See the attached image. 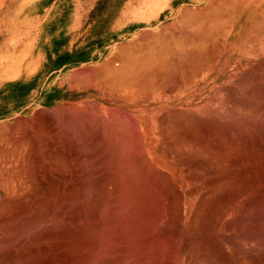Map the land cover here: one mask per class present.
<instances>
[{"label": "bare ground", "instance_id": "1", "mask_svg": "<svg viewBox=\"0 0 264 264\" xmlns=\"http://www.w3.org/2000/svg\"><path fill=\"white\" fill-rule=\"evenodd\" d=\"M232 1L245 4L236 19ZM187 11L176 42L160 38L142 57L119 44L86 68L98 98L126 114L111 120L119 125L105 117L98 132L91 124L109 108L83 113L68 142L24 145L9 181L7 141L23 133L2 123L0 264H264V40L241 39L248 25L264 34V0ZM258 52L261 62L241 69ZM170 66L192 77L170 82ZM148 70L162 78H141ZM242 72L258 78L236 79Z\"/></svg>", "mask_w": 264, "mask_h": 264}, {"label": "rangeland", "instance_id": "2", "mask_svg": "<svg viewBox=\"0 0 264 264\" xmlns=\"http://www.w3.org/2000/svg\"><path fill=\"white\" fill-rule=\"evenodd\" d=\"M41 1L0 0V48L2 46L14 47L20 58L22 60L25 58V64L32 62V67H37L31 76L24 74L20 78V82H14L18 79L16 75H18L19 69L0 67V126L3 130L5 128L3 126L6 124L8 126L6 132L12 131V134L23 133L20 141H7L12 147L7 152L8 164L7 168H3V174L4 177L10 178L9 181L14 180L18 174L20 165L18 159L22 157L21 149L25 147L24 145L31 143L33 145L37 143H57L60 141L68 142L76 128L80 130L79 126L85 127V124H77V120L81 119L82 116L85 117L87 112V115L90 116L91 114L99 113L100 106L103 109L109 108L105 116L95 117L96 121L92 120V122H95L91 124V128L98 129L95 130L98 132L101 130V120H104L105 117L108 118L105 119L106 121L108 120L107 125L109 126L107 127H110L112 122L111 128L115 124L119 125L118 122L111 121L113 119L116 120L117 115H119L117 119L121 117L127 120L126 114L123 116V110L118 108L112 99L103 101L98 98L96 95L98 92L97 86L93 83L87 84L90 79L94 80L95 77L93 78V76L95 73L86 71V68L89 66L98 67L101 63H104L107 57L114 56L115 54L123 25H117L116 20H112V17H114L116 12L120 11L121 4L119 2L121 0H44L46 2L44 7L41 10H36V4ZM132 1L136 2V0ZM160 1L161 3L159 4H151L147 10L160 12L173 11L177 13L184 10H202L213 0H203L202 3L186 5H172L168 0ZM129 6L132 8V11H136V3H131ZM168 22L167 20L161 21L160 32L168 33ZM178 22L179 20H177ZM250 32V35H247L245 38L249 39L254 48L261 47L264 34L259 35V32H254L252 29ZM88 51H90V55L88 58H85L84 56ZM255 54L257 55L252 60H244L239 63L241 69L243 68L244 70L261 62L263 59L262 54L259 52ZM39 55L40 57L38 58ZM3 62L0 61V64ZM261 65L264 67V60ZM79 74L80 77H78ZM252 74H254V78L253 75L251 77L249 74H243V72L235 78H258V76H255V73ZM69 75H72L73 78ZM6 81L7 83H5ZM79 83L83 84L80 85ZM87 88L90 90L91 95H87V91L82 92ZM50 91L57 94V96L64 95V99H47L46 96ZM89 103L93 104V107H89ZM82 104L84 105L82 110L80 109L78 113H74L73 107H79ZM91 107L93 112H89ZM54 108L58 109V111L54 110ZM83 109L87 111L85 112ZM110 110H113L112 112L115 113L108 115L111 112ZM117 111L120 112L118 113ZM70 114L71 116H69ZM62 116H65V118H62ZM73 118L76 123H74ZM67 121L71 123L69 124ZM54 122H56L55 125H53ZM73 124L77 125L75 129ZM125 124L131 127V124ZM58 135H63L64 137L62 136L63 138L59 140ZM12 159H16V162H10ZM6 170L7 174L5 173Z\"/></svg>", "mask_w": 264, "mask_h": 264}, {"label": "crops", "instance_id": "3", "mask_svg": "<svg viewBox=\"0 0 264 264\" xmlns=\"http://www.w3.org/2000/svg\"><path fill=\"white\" fill-rule=\"evenodd\" d=\"M168 2L170 4H172V5H178V4L179 5H186V4H193V3H202L203 0H168ZM45 3L46 2L44 0H42L39 3H37L36 6H35L36 10H41L44 7ZM119 3L121 4L120 11L115 13L114 17H112V20H116L118 18L119 22H120L119 25L120 24L123 25V29L121 31L122 34L119 36L120 39L118 41H119L120 45H124L125 47L124 46H120V47L123 50H126L128 48V50H126V51L129 52V49L135 48L137 46L136 48H137L138 53L139 54L142 53V54H140V56L141 55H145L146 53H144V50L146 51L148 48H150V46L156 45L160 38L162 40H168L170 43H172L173 41L176 42L175 39H172V35L176 34V29L178 30V28L181 29L182 26L183 27L186 26L184 23H179L178 24L177 20L179 19V22H181L183 20H186L188 18L187 16L190 15V13L187 10H185L183 12H178V13L177 12H173V11L160 12V11L147 10V9L150 8L151 4L152 5H156V4L161 3L160 0H136V2L132 1V0H121ZM131 3H136L137 4L135 12L132 11V8L129 6V4H131ZM237 3H238L237 1H232L233 5H232V9H230V13H233L232 16H233L234 19L237 18L239 12H241L243 10V6L245 5V4L241 5L240 3L239 4H237ZM162 20L169 21L168 24H167L168 29H169L168 30L169 34L165 36V39L162 36H155L154 35V33L156 35L158 33H160V29H161V26H162V24H161ZM179 26H181V27H179ZM183 27H182V30L184 31L185 27L184 28ZM251 28H252V26H250V25H248L245 28L243 36H242L241 39H245V37L247 36L248 32H250ZM152 36H153V38H152ZM174 37L177 39L176 36H174ZM180 38H183V37H180ZM179 40H181V39H179ZM182 40H184V38ZM116 43H114V44H116ZM119 44L116 45V47H118ZM126 45L129 46V47H127ZM16 52H17V50L14 49V47L2 46L0 48V61H4V63L0 64V67H14V68L19 69V73H18V75H16L17 78H18L17 79L18 81L15 80L14 82H20L19 80L24 74H26L27 76H31L33 74V72L37 69V67L33 68L32 67L33 63L32 62L25 64L24 63V59L25 58L22 60V58H20V55H18ZM89 55H90V51H88L85 54L84 57L88 58ZM39 57H40V55L38 56V58ZM142 60L143 61L141 63H139V64L142 65V66L141 65L140 66H141V68L143 70L146 71L147 68L148 69L149 68L152 69L151 65H147L148 61H145V59H142ZM140 61H141V59H140ZM184 64H187V63H184ZM184 66L186 68V65H184ZM173 68L175 69V67H172V66H170V68H169V70H173L172 73L171 72L169 73L170 75L166 74L165 75L166 78H165V76H163L166 80L167 79L169 80L170 78H173V79L169 80L170 82H171V80L174 81L175 77H176V79H179L182 75H183L181 77L182 80H184V78H183L184 76L187 77V79L192 77V76L189 75L188 71H185L184 74H182V75L180 74L177 77L176 75L178 74L179 68L176 67L177 69H175V70ZM148 71L149 72H144L147 76L145 74H142V75H140L141 78H145V79L148 78V79H152V80H156V79L159 78V77H157L158 73L156 74L155 72H153L155 74V76H153L154 74H151V75L148 76V74L150 73V70H148ZM151 72H152V70H151ZM144 75H145V77H144ZM174 75H175V77H174ZM201 76H203L202 73H201ZM160 78H162V75L160 76ZM173 92H175V91H173ZM120 94H122V95H120L119 98L123 99L124 98L123 97V93H120ZM152 94H154V92H152ZM46 98L47 99L48 98L49 99H54L52 97V94L50 95V93L46 96ZM58 99H62V98H58Z\"/></svg>", "mask_w": 264, "mask_h": 264}]
</instances>
